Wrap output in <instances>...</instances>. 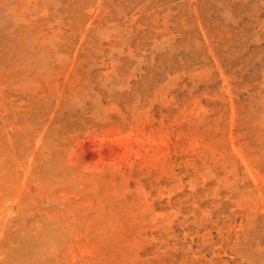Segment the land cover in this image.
Here are the masks:
<instances>
[{"label": "rangeland", "instance_id": "obj_1", "mask_svg": "<svg viewBox=\"0 0 264 264\" xmlns=\"http://www.w3.org/2000/svg\"><path fill=\"white\" fill-rule=\"evenodd\" d=\"M264 264V0H0V264Z\"/></svg>", "mask_w": 264, "mask_h": 264}, {"label": "bare ground", "instance_id": "obj_2", "mask_svg": "<svg viewBox=\"0 0 264 264\" xmlns=\"http://www.w3.org/2000/svg\"><path fill=\"white\" fill-rule=\"evenodd\" d=\"M23 264V263H22Z\"/></svg>", "mask_w": 264, "mask_h": 264}]
</instances>
